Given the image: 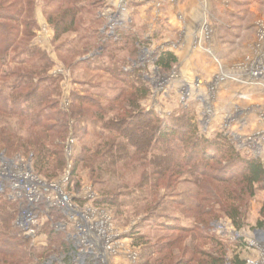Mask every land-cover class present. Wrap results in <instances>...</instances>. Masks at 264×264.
<instances>
[{"label": "rangeland", "instance_id": "374dc122", "mask_svg": "<svg viewBox=\"0 0 264 264\" xmlns=\"http://www.w3.org/2000/svg\"><path fill=\"white\" fill-rule=\"evenodd\" d=\"M55 1L36 0L38 29L33 43L55 63L49 74L60 80V102L64 111L71 109L73 93L86 97L100 94L104 95L103 99H95L108 109L106 119L114 117L121 107L119 103L114 104L113 99L122 92L125 96L121 103L124 98H130L133 93L130 80H140L139 83L150 89L148 96L139 100L140 110L154 111L166 123L187 115L196 124L198 136L213 141L223 134L242 156L258 158L264 164V143L260 147L250 145L251 137L264 133V101L258 108L253 104L237 102L238 99L225 98L221 95L223 91L219 93L224 89L219 87L226 82L234 86L255 84L264 88V75L259 79L254 75L258 67H264V0H212L209 3L198 0L202 18L196 25H190L188 30L180 16L176 18L178 26L170 23L166 11L191 0H88L82 3L86 9L79 17V33H70L58 41L46 16V11L56 8L52 3ZM219 2L226 5L225 12H220ZM210 4L214 5L213 10ZM233 11H238L236 17L240 16L245 22L238 24L231 20ZM188 31L196 33L193 48L207 50L208 55L204 59L210 65L217 66L219 71L216 75L210 71L207 74L198 72L187 83L181 79L175 45L167 39H184ZM242 34L244 37H257L259 45L256 46V53L254 49L250 53L259 60L256 69H246L248 76L243 66L223 69L219 65V58L213 57V37L224 36L229 41L237 42L239 36L236 35L243 37ZM164 51L173 53L178 59L177 65L168 73L160 70L156 64ZM7 93L8 90L4 94ZM17 122V118L3 119L0 130L8 126L18 132L19 128H15ZM102 125V121L91 123L87 130L81 126L82 130L78 131L79 125L75 120L71 121V131L63 143L65 166L51 178L37 173L31 154L2 146L4 135L1 134L0 155L8 160L23 159L34 175L48 183L61 182L68 177L64 184L65 191L75 198L76 203L109 215L113 229L109 235L115 238L117 251L116 255L110 257L111 264H141L144 254L150 249L158 251L166 239L177 240L173 248L176 256L173 264H181L183 260H194L195 263L201 254L210 253L224 255L226 264H264V216L261 215L264 190H258L256 196L241 207V211L246 212L241 229L227 216H221L209 226H204L197 211L189 213L190 202L184 196L198 190L196 184L200 178L185 175L180 179H170L169 173L165 174L164 163L160 165L161 168L154 166V158L163 156L167 143L154 142L147 154L141 152L138 155L136 146L132 144L129 148L134 154L132 160L121 161L118 150L113 149L114 153H110L106 146L114 139L121 143L127 141L116 131ZM8 135H11L10 132ZM173 140L179 141L180 138ZM184 155L179 150L175 152L177 159ZM199 160L197 158L192 166H196ZM145 173L151 176L155 174L146 185H142ZM156 180L157 189L152 186ZM212 184L215 192H219L216 189L218 184ZM224 191L222 188L219 194L222 195ZM3 194L9 204L16 208L14 225L20 237L28 240L36 251L30 264H65L58 259L69 250L66 233L57 231L53 219L45 217L38 236L27 237L17 222L22 201L12 199L9 190ZM143 195H149L148 200ZM105 200L108 202L104 203ZM210 207L215 211L220 209L219 204L213 203ZM52 216L56 220L63 219L60 213ZM197 217L199 220H196ZM195 221L200 225H196ZM180 226L188 232L181 231ZM159 257L158 254L153 255L151 262L155 264Z\"/></svg>", "mask_w": 264, "mask_h": 264}, {"label": "trees", "instance_id": "16d2710c", "mask_svg": "<svg viewBox=\"0 0 264 264\" xmlns=\"http://www.w3.org/2000/svg\"><path fill=\"white\" fill-rule=\"evenodd\" d=\"M85 1L88 0L52 2L56 8L46 11V16L57 41L70 33H79V17L86 9L82 5ZM37 29L36 0H0V123L3 119L17 118L15 128H19L18 132L8 126L0 130V134L4 135L2 146L31 154L37 173L51 178L65 166L63 143L71 131V121L75 120L79 125L78 131L82 130L81 126L87 130L89 124L102 121L104 128L116 131L127 141L121 143L114 139L106 146L110 153L117 149L121 161L132 160L134 154L129 148L133 145L138 155L147 154L154 142L167 143L166 147L163 146L166 148H163V156L154 158V166L161 168L164 163L165 174L169 173L170 179H180L185 175L200 178L196 184L198 190L184 196L190 202L189 213L197 211L204 226H209L221 216L232 219L238 229L244 226L246 212H242L241 207L254 198L258 190H264V164L258 158L242 156L223 134L213 141L198 136L196 124L187 115L166 123L154 111L140 110L139 100L147 97L150 91L146 85L139 83L140 80H130L133 90L130 98H124L121 103L125 96L122 92L113 99V103H119L121 107L114 117L106 119L108 109L95 99H103L104 95L100 94L86 97L73 93L71 109L64 111L60 102V80L49 74L55 63L33 43ZM177 63V57L165 51L156 62L165 73L172 71ZM7 90L9 93L4 94ZM175 137L180 140H173ZM178 150L185 154L181 159L175 157ZM52 158H55L54 161ZM197 158H200L199 163L192 166ZM152 176L145 173L141 184L146 185ZM212 182L218 184L216 189L219 192L225 189L222 195L215 192ZM152 186L157 189L158 180ZM3 195L0 194V264H30L36 251L28 240L20 237L14 225L16 208ZM143 196L148 200L149 195ZM213 203L219 204L220 209H211ZM261 215L264 216V206ZM198 217L196 220H199ZM195 223L200 225L197 221ZM179 229L188 232L184 227ZM176 242L166 239L158 251L148 250L141 264H153L151 258L155 254L160 256L155 264H173ZM201 257L195 261L196 264H226L224 255L210 253L201 254ZM195 263L194 260H183L181 264Z\"/></svg>", "mask_w": 264, "mask_h": 264}, {"label": "built area", "instance_id": "2783aa9c", "mask_svg": "<svg viewBox=\"0 0 264 264\" xmlns=\"http://www.w3.org/2000/svg\"><path fill=\"white\" fill-rule=\"evenodd\" d=\"M257 69L255 77L262 78L264 67ZM224 79L230 80L228 77ZM250 142V145L260 147L264 143V133L255 134ZM0 160V194L9 190L12 199L22 201L17 222L27 237L36 238L47 217L53 219L57 231L66 233L70 243L67 253L58 259L60 262L111 264L110 257L116 255L117 251L115 238L109 235L113 232L109 215L92 207L83 208L76 203L75 198L65 191L64 184L68 177L61 182L48 183L34 175L29 165L19 157L14 161L0 155ZM56 213H60L63 219L56 220L52 216Z\"/></svg>", "mask_w": 264, "mask_h": 264}, {"label": "crops", "instance_id": "0c3cea01", "mask_svg": "<svg viewBox=\"0 0 264 264\" xmlns=\"http://www.w3.org/2000/svg\"><path fill=\"white\" fill-rule=\"evenodd\" d=\"M193 1H185L184 3H179L178 5L176 4L175 6H172L169 11H166L169 16L170 23H176V25L178 26L179 23L176 22V18H178L177 16H180L185 21V25L187 26L186 30L189 29L190 25H196L197 23H199L202 18L201 3L198 0H196L197 2L195 3H193ZM211 1L212 0H207L208 3ZM219 3L220 12H225L226 5L222 2ZM210 7L211 10L215 8L214 5L211 4ZM230 9L234 10L232 8ZM235 12L233 11L231 20H235L238 24L240 23V21L245 22L243 18H240V16L236 17L238 11ZM186 35L187 36L184 39H180L177 41H172L170 40V38L167 39L171 44L175 45V54L179 57V74L181 76V79H183V81L187 83L191 78L195 77V74L198 72H206L207 74V71H210L211 73H214L216 75L219 71H217V66L212 64L210 65V63H208L204 59L205 56L208 55V53L206 52L207 50L193 48V41L195 40L196 33L188 31ZM236 36H239L238 38H236L237 42L229 41L225 39L224 36L218 37L217 35V37H213V52L215 53L213 57L219 58V65L223 67V69L228 70L231 66H237L236 68L238 69L242 68L241 66H243L244 71L248 76V72L246 69L249 67L255 68V65L259 60V57H256L255 54L250 55V53L253 52L252 49H254L256 53L257 47L259 46L257 44V37L251 36L250 38L244 37V35L243 37H241V35ZM193 84L195 85L194 82ZM200 85L205 86L206 84ZM224 85L219 87L220 89L224 88L223 90H220L219 93L223 91L221 95L225 98L228 96L234 100L238 99L237 102L253 104L258 108L261 107L259 105H261L264 101V88H262V86L251 84L247 86L242 85V87L230 85L228 84V82H226Z\"/></svg>", "mask_w": 264, "mask_h": 264}]
</instances>
